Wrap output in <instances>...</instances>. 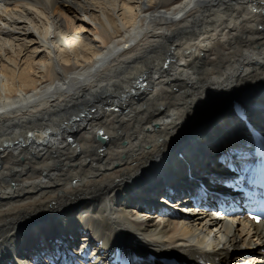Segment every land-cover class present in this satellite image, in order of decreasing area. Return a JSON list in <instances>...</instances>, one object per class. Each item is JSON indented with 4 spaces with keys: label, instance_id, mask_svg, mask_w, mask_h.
Listing matches in <instances>:
<instances>
[{
    "label": "bare ground",
    "instance_id": "1",
    "mask_svg": "<svg viewBox=\"0 0 264 264\" xmlns=\"http://www.w3.org/2000/svg\"><path fill=\"white\" fill-rule=\"evenodd\" d=\"M0 21V264L60 238L64 264L220 259L217 213L134 206L184 159L213 173L246 101L264 129V0H0ZM249 231L235 264L263 260Z\"/></svg>",
    "mask_w": 264,
    "mask_h": 264
},
{
    "label": "rangeland",
    "instance_id": "2",
    "mask_svg": "<svg viewBox=\"0 0 264 264\" xmlns=\"http://www.w3.org/2000/svg\"><path fill=\"white\" fill-rule=\"evenodd\" d=\"M4 24H5L4 22L0 21V26H1V27H2ZM74 27H75V30L72 29V32H73V33H76V36L83 35V37H88V38H89V37H90V38L92 37L91 35H89V34H90L89 27L87 28V26L84 25L83 23H82V24H81L80 22L75 23ZM37 129H38V128H37ZM229 133H231V132H229ZM226 138H227V135H226ZM213 166H214V167H213ZM217 167L220 168L218 165H213V163H212V170H213V169H217ZM148 217H149V216H148ZM234 230L236 231V233H237V232L239 233L240 227L237 228V226H236V228L234 227ZM239 237H240V235L238 234V239H239ZM39 244H41V243H39ZM41 246H43V245H41Z\"/></svg>",
    "mask_w": 264,
    "mask_h": 264
},
{
    "label": "water",
    "instance_id": "3",
    "mask_svg": "<svg viewBox=\"0 0 264 264\" xmlns=\"http://www.w3.org/2000/svg\"><path fill=\"white\" fill-rule=\"evenodd\" d=\"M228 105L225 107L227 109Z\"/></svg>",
    "mask_w": 264,
    "mask_h": 264
}]
</instances>
